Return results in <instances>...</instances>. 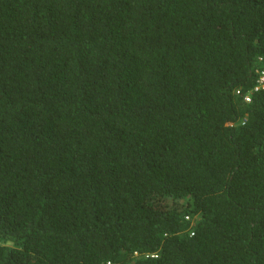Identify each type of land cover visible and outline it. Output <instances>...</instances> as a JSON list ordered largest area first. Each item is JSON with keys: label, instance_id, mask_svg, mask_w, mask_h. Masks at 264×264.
Returning <instances> with one entry per match:
<instances>
[{"label": "trees", "instance_id": "1", "mask_svg": "<svg viewBox=\"0 0 264 264\" xmlns=\"http://www.w3.org/2000/svg\"><path fill=\"white\" fill-rule=\"evenodd\" d=\"M263 68L264 0H0V264H264Z\"/></svg>", "mask_w": 264, "mask_h": 264}, {"label": "built area", "instance_id": "2", "mask_svg": "<svg viewBox=\"0 0 264 264\" xmlns=\"http://www.w3.org/2000/svg\"><path fill=\"white\" fill-rule=\"evenodd\" d=\"M256 74H257V83H256L253 91H249L248 93H246L244 95V101L246 103L251 102L253 92L259 91V90H264V68L263 69H257ZM237 93H239V91H237ZM187 219H189V218L187 217ZM149 255H151L152 257H157L155 254L154 255L149 254Z\"/></svg>", "mask_w": 264, "mask_h": 264}]
</instances>
